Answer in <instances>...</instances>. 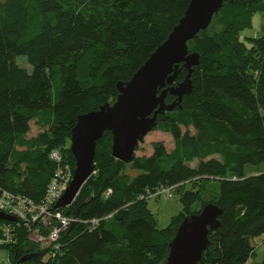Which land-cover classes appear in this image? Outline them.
Wrapping results in <instances>:
<instances>
[{"label":"trees","instance_id":"obj_1","mask_svg":"<svg viewBox=\"0 0 264 264\" xmlns=\"http://www.w3.org/2000/svg\"><path fill=\"white\" fill-rule=\"evenodd\" d=\"M190 1L0 0V188L41 202L57 167L53 150L74 171L69 144L78 117L117 99L118 85L167 40ZM256 14L264 16V0H227L188 43L189 53L199 55L191 94L159 115L152 131L169 135L171 150L156 141L150 156H136L144 139L125 164L112 156V134H104L95 174L60 210L79 222L61 234L55 257L30 242L23 227L0 221L16 227L14 241L0 245L14 264L31 254L24 264H164L184 218L209 204L222 215L199 264L249 262L252 240L264 236V171L247 172L264 166V29L241 37ZM22 57L30 69L18 64ZM188 75L180 64L173 85ZM176 101L168 93L166 104ZM33 121L43 131L29 137ZM213 182L216 191L206 197ZM160 188H172L184 206L164 229L148 209L150 199H140ZM93 220L95 227L84 223Z\"/></svg>","mask_w":264,"mask_h":264},{"label":"water","instance_id":"obj_2","mask_svg":"<svg viewBox=\"0 0 264 264\" xmlns=\"http://www.w3.org/2000/svg\"><path fill=\"white\" fill-rule=\"evenodd\" d=\"M226 1L191 0L167 40L129 82L118 85L116 102L105 103L99 110L78 117L70 143L76 161L74 179L57 203L56 210L72 206L95 174L96 146L106 132L113 137L112 156L130 164L139 143L155 129L158 116L173 111L185 96L191 94L190 76L199 65V55L189 53L188 43L211 25ZM180 64L186 65L189 75L175 86ZM168 93L177 98L172 105L165 102ZM221 215L220 208L209 204L199 213L184 218L169 245L164 264H199L203 253L212 246L208 234L219 227ZM0 221L16 222L17 219L0 212ZM74 225L71 224L68 232ZM33 257L34 254L26 255L17 264H24Z\"/></svg>","mask_w":264,"mask_h":264},{"label":"built area","instance_id":"obj_3","mask_svg":"<svg viewBox=\"0 0 264 264\" xmlns=\"http://www.w3.org/2000/svg\"><path fill=\"white\" fill-rule=\"evenodd\" d=\"M50 158L56 163V171L52 177L46 196L37 203L20 194H13L0 188V212L17 219V227H23L28 238L35 240L42 248H48L53 257L60 250L59 240L61 234L68 230L72 223L79 222L77 218H69L55 207L74 179L71 164L64 158L60 150H53ZM172 188H160L156 192L147 191L140 199H169L172 197ZM91 223L97 226L99 220ZM13 224V223H11ZM16 227L12 225L0 226V245L14 241Z\"/></svg>","mask_w":264,"mask_h":264},{"label":"rangeland","instance_id":"obj_4","mask_svg":"<svg viewBox=\"0 0 264 264\" xmlns=\"http://www.w3.org/2000/svg\"><path fill=\"white\" fill-rule=\"evenodd\" d=\"M263 29H264V16L262 14H256L253 18L252 28L244 31L241 39L246 41L245 37L251 38L255 36H261L263 33ZM17 62L21 67L30 69V66L28 65L25 58L23 57L18 58ZM84 73H86L85 69L83 70V74ZM115 102H116V98H112L107 101V103H110L111 105L114 104ZM42 131L43 130L37 125V123L33 121L31 123V132L29 134V137H36ZM156 141H162L166 145L168 150H171L173 148V141L169 135L160 134L158 132L155 133L151 132V134L147 136L144 142L140 145V149L139 151L136 152V156H143V155L150 156L152 154L151 143ZM104 144L106 146V142ZM261 170L264 171V166H262L261 168L249 167L247 172L257 173L260 172ZM126 173H128L131 176H135L137 174V172L132 170L130 166L126 168ZM207 185L208 186L205 193L206 197H208L210 193L216 191V187H217V184H215L214 182L208 183ZM189 188L190 187L188 186L187 189ZM147 206L148 209L155 215L159 229L167 228L171 224L173 218L175 216H178L180 212L183 211L184 208L183 204L180 201V197L177 195L175 196L173 195V198L170 196L169 199H164V198L150 199L147 201ZM198 209H199V205L193 206L194 211ZM28 240L33 244H38L35 242V240L29 238ZM252 244L255 247V255L250 258L247 264H260L264 260V236L252 240ZM41 247L42 246H40V248ZM0 264H14L12 262L11 253L5 249H0Z\"/></svg>","mask_w":264,"mask_h":264}]
</instances>
